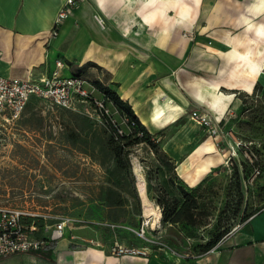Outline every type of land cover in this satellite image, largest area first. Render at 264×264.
Wrapping results in <instances>:
<instances>
[{
    "label": "rangeland",
    "instance_id": "obj_1",
    "mask_svg": "<svg viewBox=\"0 0 264 264\" xmlns=\"http://www.w3.org/2000/svg\"><path fill=\"white\" fill-rule=\"evenodd\" d=\"M200 14L195 13L191 31L182 30L181 36L187 34L184 38L192 42L191 54L202 45L211 47L209 59L215 63L218 47L200 45V39L215 41L213 33L233 30L207 28ZM93 68L85 62L74 70L88 80L92 96L105 101L107 112H94L91 101L78 113L33 99L20 120L0 125V206L44 215L50 218L47 223L70 218L69 236L80 226L93 232L88 240L93 245L118 242L176 263L202 256L200 247L221 232L227 233L212 250L227 243L264 209L261 88L236 93L240 107L230 109L222 138L199 125L190 106L176 123L154 131L145 125L159 138L153 148L138 139L139 126L97 89L94 82L108 86L109 80L102 67ZM208 139L214 142L212 151L204 146ZM213 159L218 163L196 178L197 170ZM180 164L183 169L178 171ZM137 168L145 172L148 195L142 193L146 181ZM184 192L197 200L200 224H164L159 197L175 216L186 199Z\"/></svg>",
    "mask_w": 264,
    "mask_h": 264
},
{
    "label": "crops",
    "instance_id": "obj_2",
    "mask_svg": "<svg viewBox=\"0 0 264 264\" xmlns=\"http://www.w3.org/2000/svg\"><path fill=\"white\" fill-rule=\"evenodd\" d=\"M65 1L0 0V75H42L57 60L69 65L72 74L85 62L102 67L108 86L152 131L176 123L190 106L202 104L219 119L228 118L231 108L240 107L238 91L253 93L258 87L264 95V0H82L54 36ZM198 12L207 28L233 30L234 35L213 33L215 41L200 39V45L218 47L215 63L209 59L211 47L202 45L191 54L192 42L184 38L187 34L181 36L182 30L191 31ZM167 114L176 122L167 120ZM204 146L215 148L211 139ZM217 160L197 170L195 177ZM92 233L79 226L69 236L67 228L65 237L45 250L3 257L0 264H264V209L227 243L180 263L148 255L116 256L113 245L88 242Z\"/></svg>",
    "mask_w": 264,
    "mask_h": 264
},
{
    "label": "built area",
    "instance_id": "obj_3",
    "mask_svg": "<svg viewBox=\"0 0 264 264\" xmlns=\"http://www.w3.org/2000/svg\"><path fill=\"white\" fill-rule=\"evenodd\" d=\"M81 1H65L55 20L54 36L58 34V29L67 19L71 9ZM97 19L100 23H104L101 17ZM64 70H70V66L63 60H57L55 68L42 75L34 73L27 77L0 75V125L20 120L27 105L33 99L78 113H82L83 105L91 101L94 103V109H92L94 112L108 111L104 100L101 101L92 96L94 89L91 91L87 89V85L90 84L83 75H65ZM192 113V118L199 125L207 128L211 136L224 135L227 114L219 119L213 110L202 104L197 106ZM260 172L259 170L258 173ZM39 217L45 220L42 226L35 222V218ZM49 219L44 215L32 214L18 208L0 206V258L45 250L65 237L68 224L73 220L62 218L53 223H47ZM111 253L116 256L147 255L145 251L130 249L118 242L111 247Z\"/></svg>",
    "mask_w": 264,
    "mask_h": 264
},
{
    "label": "trees",
    "instance_id": "obj_4",
    "mask_svg": "<svg viewBox=\"0 0 264 264\" xmlns=\"http://www.w3.org/2000/svg\"><path fill=\"white\" fill-rule=\"evenodd\" d=\"M95 86L97 87V89L102 92L104 94V96L106 97L107 100L111 101L113 103V105L120 110L121 113H123L124 115H126L131 123H135V125H138L141 132H142V137L138 138L139 140H141L142 142H147L149 144H151V146L153 148H156V144L154 139H157V141H159V138H157V136L155 137V135H152L149 131H148V127H146L144 124H142V122L140 121L139 117L136 114V111H134L133 107L131 106V104L125 100H123L120 97V94H118L117 91H115L114 89L110 88L109 86H105L102 82L100 81H96L94 82ZM258 86V85H257ZM119 158V156H118ZM185 193V201L181 204L179 211L177 212V214L175 216H173V213L171 210H169V207L164 204L161 200V198L159 197V204L160 206H162L161 208L163 210V222L164 224H175L178 223L180 221H187V223L197 226L198 224H200V220L198 219L199 213H198V202L197 200L192 199L190 200V194L187 192ZM255 215V214H254ZM35 222L42 226L44 224L43 219L40 218H35ZM226 231L225 232H221L218 235H216L214 237L213 240H211V242H209L208 244H206L205 246H201L200 247V252L201 254H206L209 251H211L213 248H215L220 241L224 238V236L226 235Z\"/></svg>",
    "mask_w": 264,
    "mask_h": 264
},
{
    "label": "bare ground",
    "instance_id": "obj_5",
    "mask_svg": "<svg viewBox=\"0 0 264 264\" xmlns=\"http://www.w3.org/2000/svg\"><path fill=\"white\" fill-rule=\"evenodd\" d=\"M98 18H99V16H98ZM264 67V66H263ZM262 80H263V82H264V68H262ZM160 113H163V112H160ZM168 115V114H167ZM165 117H167V116H165ZM167 120H170V122L172 123V122H176L175 121V119H174V117H172V114H169L168 115V117H167ZM137 172L138 173H140L141 175H142V179L144 180V181H146L142 186H141V189H142V193H143V195H148V189H147V179H146V175H145V172H144V170L142 169V168H137ZM158 212V211H157ZM155 213V217H156V219H158L159 221H160V214H158V213ZM158 221V222H159ZM157 222V221H156Z\"/></svg>",
    "mask_w": 264,
    "mask_h": 264
}]
</instances>
